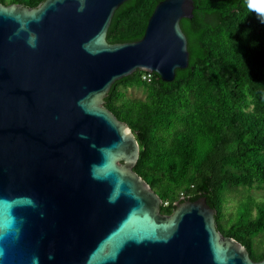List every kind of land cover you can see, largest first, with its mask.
I'll list each match as a JSON object with an SVG mask.
<instances>
[{
	"label": "water",
	"instance_id": "95a60500",
	"mask_svg": "<svg viewBox=\"0 0 264 264\" xmlns=\"http://www.w3.org/2000/svg\"><path fill=\"white\" fill-rule=\"evenodd\" d=\"M126 1L0 4V264H264L216 230L204 197L163 215L133 171L138 144L104 100L137 71L172 82L187 68L194 4L163 0L139 41L109 44Z\"/></svg>",
	"mask_w": 264,
	"mask_h": 264
},
{
	"label": "trees",
	"instance_id": "16d2710c",
	"mask_svg": "<svg viewBox=\"0 0 264 264\" xmlns=\"http://www.w3.org/2000/svg\"><path fill=\"white\" fill-rule=\"evenodd\" d=\"M44 0H0L36 8ZM163 0H128L112 17L109 44L139 41ZM192 19L180 27L189 63L172 82L155 73L116 81L104 107L125 123L139 147L133 171L161 200L163 215L176 203L204 197L216 210V230L264 259V0H193ZM141 88L143 99L125 91ZM240 199L226 211L229 196Z\"/></svg>",
	"mask_w": 264,
	"mask_h": 264
},
{
	"label": "rangeland",
	"instance_id": "374dc122",
	"mask_svg": "<svg viewBox=\"0 0 264 264\" xmlns=\"http://www.w3.org/2000/svg\"><path fill=\"white\" fill-rule=\"evenodd\" d=\"M144 91L141 88H132L125 91L127 98L143 99ZM246 196V192L243 190L239 195L229 196V202L226 204V211L231 213L234 211L237 202ZM250 196L255 200H264V188L261 190H251Z\"/></svg>",
	"mask_w": 264,
	"mask_h": 264
},
{
	"label": "built area",
	"instance_id": "2783aa9c",
	"mask_svg": "<svg viewBox=\"0 0 264 264\" xmlns=\"http://www.w3.org/2000/svg\"><path fill=\"white\" fill-rule=\"evenodd\" d=\"M151 78H152V76H151V73H149V72H143L141 74V80L143 82H150L151 81Z\"/></svg>",
	"mask_w": 264,
	"mask_h": 264
},
{
	"label": "clouds",
	"instance_id": "9594fccd",
	"mask_svg": "<svg viewBox=\"0 0 264 264\" xmlns=\"http://www.w3.org/2000/svg\"><path fill=\"white\" fill-rule=\"evenodd\" d=\"M35 39H36L35 36H32V37L30 38V40H29V44H30V46L35 47V43H34Z\"/></svg>",
	"mask_w": 264,
	"mask_h": 264
}]
</instances>
